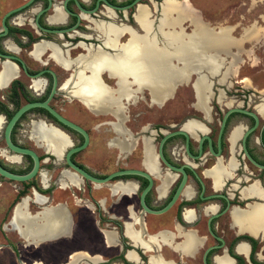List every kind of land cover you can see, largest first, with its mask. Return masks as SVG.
<instances>
[{
    "label": "flooded vegetation",
    "instance_id": "af4514ba",
    "mask_svg": "<svg viewBox=\"0 0 264 264\" xmlns=\"http://www.w3.org/2000/svg\"><path fill=\"white\" fill-rule=\"evenodd\" d=\"M9 1L0 0V167L25 175L34 166L6 142L11 119L28 104L46 103L78 129L33 107L8 132L11 144L34 152L39 166L27 182L0 176V189L11 185L16 205L38 194L46 209L63 206L68 216L67 231L44 243L46 263L71 264L77 254L74 264H264V99L245 94L233 99L226 91L234 85L214 83L206 113L193 94L190 113L163 115L173 112L165 104L181 85L161 103L151 102L146 89L133 101L119 96L117 113L115 105H93L77 94L99 56L124 72L123 87L137 90L129 61L137 47H145L146 37L136 14L147 7L151 33L159 37L167 0H32L4 20L30 0ZM174 2L196 10L191 0ZM189 19L181 23L187 35ZM98 82L118 96V75L102 68ZM190 122L197 126L186 129ZM34 124L66 140L59 158L32 139ZM86 140L70 162L97 180L107 178L105 184L76 177L67 162L68 153ZM15 206L7 207L9 220ZM40 209L30 204L31 213ZM186 235L192 237L187 245Z\"/></svg>",
    "mask_w": 264,
    "mask_h": 264
},
{
    "label": "bare ground",
    "instance_id": "6f19581e",
    "mask_svg": "<svg viewBox=\"0 0 264 264\" xmlns=\"http://www.w3.org/2000/svg\"><path fill=\"white\" fill-rule=\"evenodd\" d=\"M145 8L147 7L139 8L136 19L142 23L145 30L146 45L144 48L137 47L134 50V54L131 55L132 59L129 61L131 63V80L136 85L137 90L134 92L123 87L124 72L122 70L118 72L107 59L102 61L99 56L92 60L91 76L87 86L77 89V95L79 96L80 94L84 101L92 102L93 105L94 103L98 105L101 102L115 105V113H117V110H119V96H128L133 101L136 93H141L142 90L146 89L150 94L151 102L161 103L170 98L176 85L187 83L191 75H195L196 79L192 84V88L195 93L196 107L202 113H206L207 101L210 98L209 86L211 85L207 80V76H220L219 81L225 84L224 82L228 77L233 75L234 66L238 61L237 54L230 57L229 63L221 59L222 55L227 56L230 49L236 47L229 38V33L225 29H221L217 33L218 35H214L212 28L201 19L196 10H189L187 4L182 5L165 1L161 7V19L158 22L159 37H157L151 33L150 14L148 15V11ZM186 18H190L189 22L192 26V31L189 35L184 34L181 28V23ZM166 27L178 30L167 32V30H164ZM256 34V30L252 29L246 33V37H255ZM203 37H208V40ZM133 38L131 37L130 41L131 47L134 43ZM41 49L42 47L39 46L35 48V51ZM102 68L109 69L120 78L122 85L118 96H112L107 89L100 85V81L98 82V74ZM242 82L247 83L248 80L245 79ZM221 98L222 93H220L218 99ZM119 126V123L114 125L116 130H119ZM195 126H197V123L190 122L185 125V128L193 129ZM31 135L36 143L41 144L45 150H48L56 158L60 157L62 149L66 146V140L61 135L52 131L46 132L37 124L33 125ZM150 160L152 161V159ZM41 178L43 183H46V174L41 173ZM68 181L74 185L77 184V179L72 175H68ZM32 202L40 206V208L42 207V209L37 213H31L29 207ZM67 219L68 216H66L63 206L46 209L44 197L34 194L33 197H24L14 207L11 219L5 225L4 230L6 227H10L9 230L17 233L19 238L25 241L26 246L32 245L35 248H40L47 240L66 232ZM103 236H105L107 241L110 240V235L107 232H104ZM188 243H192L190 235L185 236L184 244L187 245ZM76 255L72 256L71 264H74ZM34 264L41 263L37 262ZM152 264L161 263L154 261Z\"/></svg>",
    "mask_w": 264,
    "mask_h": 264
},
{
    "label": "rangeland",
    "instance_id": "374dc122",
    "mask_svg": "<svg viewBox=\"0 0 264 264\" xmlns=\"http://www.w3.org/2000/svg\"><path fill=\"white\" fill-rule=\"evenodd\" d=\"M191 1L201 19L212 28L214 35H218L217 33L221 29H225L236 46L230 49L228 57L226 55L221 56V59H224L226 63L230 62V57L235 56L234 54H237L238 60L234 66L233 75L228 77L224 85H234L233 90L244 92L226 91L228 96L234 99L236 97L232 95L245 94L247 98L249 95L252 99L257 98V96L264 99V0ZM9 3L12 5L14 0L9 1ZM252 29L259 31L258 35L256 37H246V33ZM164 30L170 32V30L178 29L166 27ZM184 34L186 33L184 32ZM203 38L208 40V37ZM195 79L196 76L191 75L185 84H193ZM245 79L248 80L247 83L242 82ZM207 80L211 85L214 83L222 85V82L219 81L220 76H207ZM185 84H181L178 87L174 101H169L165 104L164 109L173 110V112H163L164 116L176 115L180 117L184 113L192 111L191 107H189V102H192L193 94L195 93L190 86H183ZM219 88L226 89L225 86H220ZM147 93L149 92L147 91ZM148 98L150 99V94ZM195 114L198 116L202 115L196 112ZM147 116L149 118L150 114L147 113ZM14 196L11 185L4 183L0 189V264H34L37 262L49 264L46 263V245L43 244L44 246L41 245L42 247L40 246V248H35L32 245L26 246L25 241L20 239L17 233L9 230L10 227H6L4 230L9 220L7 207L10 204L15 206L19 201L15 200L13 203ZM34 210L37 209L32 206V211Z\"/></svg>",
    "mask_w": 264,
    "mask_h": 264
},
{
    "label": "water",
    "instance_id": "95a60500",
    "mask_svg": "<svg viewBox=\"0 0 264 264\" xmlns=\"http://www.w3.org/2000/svg\"><path fill=\"white\" fill-rule=\"evenodd\" d=\"M32 0H30L27 4H25L24 6L20 7V8H17V9H14L10 12H8L5 17H4V20L5 18H7L9 15H11L12 13H15L17 11H20L21 9L25 8L27 5H29V3L31 2ZM167 1H170V2H174V0H167ZM3 27H4V30L6 32V27H5V24L3 23ZM33 107H43L45 109H48L50 111V113L56 117L60 122L74 128V129H77L74 125L66 122L64 119H62L59 115H57L54 111L50 110L46 103H33V104H28L26 106H24L23 108H21L15 115L14 117L11 119L8 127H7V135H6V142L8 144V146L13 150L15 151L17 154H21V155H26V156H29L31 157L33 160H34V166L32 168V170L25 174V175H15L13 173H10L6 170H4L2 167H0V176H2L3 178L5 179H8V180H11L13 182H27L31 179H33L38 171V166H39V160H38V157L36 156V154L30 150H27V149H20V148H17L15 147L14 145L11 144V142L9 141V138H8V132L10 131V129L12 128L13 124L17 121V119L25 112L27 111L28 109L30 108H33ZM232 111H239L237 109L235 110H232ZM224 123V122H223ZM78 130V129H77ZM176 134H184L183 132H177ZM87 144V140L85 142V144L80 147V148H75V149H72L68 155H67V162L68 164L70 165V167L72 168V173L73 175H75L76 177H80V178H83L85 180H89L91 182H94L96 184H105L107 182V178L104 179V180H97L93 177H91L90 175H88L86 172L82 171L81 169L77 168L76 166H74L71 162H70V155L78 150H81L83 149Z\"/></svg>",
    "mask_w": 264,
    "mask_h": 264
},
{
    "label": "crops",
    "instance_id": "0c3cea01",
    "mask_svg": "<svg viewBox=\"0 0 264 264\" xmlns=\"http://www.w3.org/2000/svg\"><path fill=\"white\" fill-rule=\"evenodd\" d=\"M256 32H257V30H256ZM258 33H259V31L257 32V34L256 35H258ZM256 37V36H255Z\"/></svg>",
    "mask_w": 264,
    "mask_h": 264
}]
</instances>
